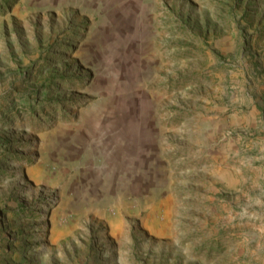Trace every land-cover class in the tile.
<instances>
[{
	"label": "rangeland",
	"instance_id": "374dc122",
	"mask_svg": "<svg viewBox=\"0 0 264 264\" xmlns=\"http://www.w3.org/2000/svg\"><path fill=\"white\" fill-rule=\"evenodd\" d=\"M0 264H264V0H0Z\"/></svg>",
	"mask_w": 264,
	"mask_h": 264
}]
</instances>
